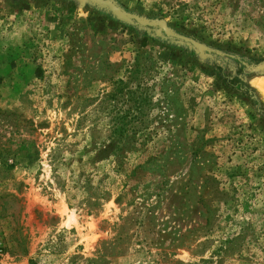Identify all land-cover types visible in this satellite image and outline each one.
Instances as JSON below:
<instances>
[{"label":"rangeland","instance_id":"obj_1","mask_svg":"<svg viewBox=\"0 0 264 264\" xmlns=\"http://www.w3.org/2000/svg\"><path fill=\"white\" fill-rule=\"evenodd\" d=\"M110 1L0 0V264H264V0Z\"/></svg>","mask_w":264,"mask_h":264},{"label":"water","instance_id":"obj_2","mask_svg":"<svg viewBox=\"0 0 264 264\" xmlns=\"http://www.w3.org/2000/svg\"><path fill=\"white\" fill-rule=\"evenodd\" d=\"M85 2H92L95 3L100 8H106L116 19L128 23V24H137L141 27H153L159 29L160 31L164 32L167 38H176L172 36L170 30L163 22L152 21L146 22L142 21L141 19L132 16L130 14L125 13L119 7H117L112 1L110 0H83ZM183 41L189 42L187 39L181 38Z\"/></svg>","mask_w":264,"mask_h":264},{"label":"bare ground","instance_id":"obj_3","mask_svg":"<svg viewBox=\"0 0 264 264\" xmlns=\"http://www.w3.org/2000/svg\"><path fill=\"white\" fill-rule=\"evenodd\" d=\"M256 87L261 91L262 94H264V81L256 82Z\"/></svg>","mask_w":264,"mask_h":264}]
</instances>
